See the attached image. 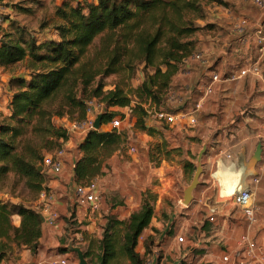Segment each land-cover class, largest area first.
I'll use <instances>...</instances> for the list:
<instances>
[{"label": "trees", "instance_id": "1", "mask_svg": "<svg viewBox=\"0 0 264 264\" xmlns=\"http://www.w3.org/2000/svg\"><path fill=\"white\" fill-rule=\"evenodd\" d=\"M196 1L67 0L56 9L60 21L53 24V39L39 42L20 27L1 31L0 67L27 61L25 69L30 78L12 77L8 82L14 91L8 105L10 115L0 121V180L14 173L25 178L30 189L42 191L45 178L38 168L46 154L62 148L70 137L54 118L83 121L92 100L105 105L101 125L117 114L109 109L130 107L137 118L136 126L150 132L143 104L160 105L184 60L194 54L183 39L194 32L191 27L196 17H186L200 12ZM141 63L154 69L149 80L153 89L148 83L143 86L144 95L139 93L133 105L127 80ZM114 74L122 75L126 83L105 91L103 79ZM116 132L92 129L87 133L74 168L78 184L103 174L104 161L126 142ZM154 201L153 195L145 194L141 207L126 222L114 219L115 227L109 222L96 250L93 244L85 251L89 263L100 264L104 259L109 264L117 257H126L131 264H146L151 248L147 247L142 257L136 247L154 217ZM14 215L21 218L18 227L12 223ZM117 225L125 226L122 240L118 239L120 231H115ZM42 236L39 211L0 201V263L11 257L13 246L17 251L25 247L36 253Z\"/></svg>", "mask_w": 264, "mask_h": 264}, {"label": "crops", "instance_id": "2", "mask_svg": "<svg viewBox=\"0 0 264 264\" xmlns=\"http://www.w3.org/2000/svg\"><path fill=\"white\" fill-rule=\"evenodd\" d=\"M89 1L98 2V0ZM234 1L242 2L241 4L250 3ZM253 6L257 13L253 18L244 16L237 20V17H233L234 21H227L229 30L228 38L225 40L226 50H220V57L209 51L206 52L210 53L208 55L210 57L204 55L203 51L197 52L203 55L205 61L203 63L190 62L187 68L189 73H181L176 76L175 83L179 82L180 87L176 89V93L183 94L186 99L180 96L181 101L177 104L171 103L172 106L169 107L177 112L191 106L192 101L194 103L198 97V85L209 83L213 71H219L222 74L228 73L238 68H244L260 58L261 74L259 76L249 74L235 83L215 84L214 93L206 99L203 109L196 115V125H190L188 120H178L172 125L156 122L153 125L154 134L150 138H146L145 142L153 141L158 145L162 143L161 150H166L169 153L170 160L160 159L161 165L153 168L154 162L151 158L147 159L149 150L145 144L143 146L146 148L142 152L144 160L142 161L138 156L133 157L137 162H142L144 166H150L152 173L149 175L150 178L162 175L165 168L172 171L177 168L181 176L190 170L189 162H193V156L197 149L201 151L206 147V153L202 159L203 173L198 187L193 192V201L187 209L180 212L184 221L174 217L177 221L173 231L179 235L175 236L171 233L170 225L164 228L161 223H155L153 222L155 219H152L150 225L139 237L137 253L143 257L146 253L144 241L149 237L156 236L151 253L147 255L146 264H238L235 254L245 249V243L242 240L244 235H248L257 244L256 256L246 264H264V145L261 154L257 156L260 142L255 144L256 139L264 138V131L259 128V120L264 122V53L258 54L256 43L258 31L264 30V10ZM241 19H246L247 24L242 26ZM6 22L8 23V21ZM7 23L2 26H6ZM2 80L0 81V121L4 119V115H10L6 104L10 102L13 95L8 85V95L3 96V88L6 91L4 82L7 79L3 78ZM183 86H189L190 90L181 91ZM246 111H249V115H245ZM96 115H100V112H97ZM70 122L67 117L56 121L57 125L65 128H68ZM108 125L104 124L102 130H106ZM70 134L71 136L62 146L65 149L62 172L48 183V188L55 190L56 193L51 202V207L58 213L56 223L53 225L47 223L49 215L47 211L43 210L41 201H37L32 208L42 214L43 220V236L40 239L38 251L33 253L30 249L23 247L20 251H16L14 257L4 259L0 264H60L63 260H66L68 264H80L78 254L74 250L76 247L66 243L63 238L68 219L73 216L79 223H84L85 230L83 232H99L100 227L98 228L96 225L98 222L102 223L103 218L99 210L94 212L88 207L77 206L72 192L69 194L68 202L64 203L62 200L65 192L75 187L74 168L77 160L82 156L79 145L85 138V135L82 136L78 133L70 132ZM221 152L232 155V158L220 156ZM122 153L123 148H120L116 150L109 162L104 161L102 172H106V164L111 165L115 171L116 166L125 161L123 156H119ZM129 153L132 154V150ZM179 155H182L184 161L183 164L176 166L171 158L177 159ZM220 157L224 161L225 169L218 168ZM252 177L253 179H251ZM100 178L105 179V176L102 174L95 179L98 181ZM173 178L172 173L164 177V179ZM255 179L258 182H255ZM109 182L113 192L119 190V186L128 185L133 189V192L129 190L130 192L124 195L122 205H117V202L113 210L109 209L104 212V217L110 212L119 220H125L132 211L140 206L143 189L134 180L126 179V181L120 182V180L114 181L111 177ZM244 183H248L254 190L262 192L260 205L257 204L256 199L257 223L251 227L248 226L240 209L232 212V202L221 198V192L225 189ZM58 191H61L60 194ZM101 196L102 208L104 197L102 194ZM111 198L112 195L106 194L108 202L112 200ZM213 207L217 209V215L211 222L209 216L211 215L210 209ZM192 218H196L195 221H191ZM20 222L21 218L16 216L13 224L18 227ZM185 235H190V239L188 242L180 244L178 237H186ZM224 255H229L228 262L223 260Z\"/></svg>", "mask_w": 264, "mask_h": 264}, {"label": "rangeland", "instance_id": "3", "mask_svg": "<svg viewBox=\"0 0 264 264\" xmlns=\"http://www.w3.org/2000/svg\"><path fill=\"white\" fill-rule=\"evenodd\" d=\"M65 1L67 0H0V18L2 17L3 19L2 20L3 22H1L0 25V31L8 32L15 30L17 27H20L24 29L27 36L28 35L34 36L39 42H42L47 39H53L55 38V31H56L53 27V24L56 23L57 21H60L56 17V9L60 7ZM76 1L77 0H74V2ZM91 1H95V0H91ZM196 2L198 4V7H200V12L198 14H193V13H191L192 15L188 14V16L186 17V19L188 20L196 17L193 26L191 27L192 29H194V32L190 34L188 37L184 38L183 42L189 43V47L192 48V52L197 53L203 51L202 53L207 56L210 54L207 53L209 51L220 57L219 54L220 50H226L225 40L228 38L227 33L229 30L227 28L228 26L227 21H234L232 19L233 17L234 18L237 17L238 20V18L244 16L253 18V16L257 15L256 8L250 3L241 4L242 2L237 3L234 0H197ZM6 21H8V23ZM5 23H7V25L2 26ZM43 25H46V28H43L42 27ZM97 44L99 45V40L97 41ZM26 65H27V61L18 63L17 65L14 66L0 67V81L3 78L7 79L5 80L6 82H4L6 86V91L5 88H3V96L8 95L7 86L9 85L8 82L12 77L20 76L29 80L30 77L28 75V71L25 69ZM182 72H183V67L180 68V72L178 74H181ZM178 74H176L173 77L172 82L170 84V88L166 92L163 102L160 105L154 104L153 102L150 103L149 101L145 102L143 105L150 106L151 104L150 107H155L156 109L165 108L174 111L172 108L169 107L172 106L171 103L177 104L179 102L180 96L183 97V99H186V96H184L183 94L176 93V89L179 87V82L175 83L176 80L175 78ZM153 75H154L153 68H147L143 63L136 66L132 78L130 80H127L128 86L126 87V89L130 90V95L131 98L133 99V105H136L138 101L137 95H139V93L141 95H144V92L142 90L143 86H145L148 83L150 89H153V87L151 86V82L149 81L150 77H152ZM123 80H124L123 76L119 74L116 75L114 74L104 78L103 79V83L105 84L104 90L108 91L114 89L118 83H124L125 81ZM96 104L101 105V107L95 109L94 115H96L97 112L98 113L100 112V115L107 112L104 104L98 102L97 100H96ZM191 104L192 105L188 106L187 108H192L193 101ZM6 105H9V102ZM7 108L9 109V107ZM108 112H114V113L116 112L117 114L114 115V118L124 114L128 115V120L125 121L124 124L119 129H114L110 121L109 123H107L109 125L106 126L105 128L106 130H103V131H110L113 133L117 131L116 132L117 134H121L123 139L124 138L126 139L125 140L126 142L123 143L122 146L120 147L123 148V153L119 154V156H123L125 161L120 163L117 162L119 163V165L116 166L115 171H113L111 165L106 164V172L103 173L105 179L100 178V180H98L99 188H100L99 191L104 197L103 206L102 208L99 209L100 211L99 213L103 215L102 223L98 222L96 225L98 226V228L100 227L99 232L98 233L83 232L85 230V224L79 223L78 220L75 219L73 216L70 219H68V222L66 223V232L63 238L65 239L66 243L68 242L74 245L75 247L81 248L84 254L85 251H88L89 247L93 244H95L94 249L96 250L97 247L96 245L98 243L97 241L102 239L105 231V227H107L109 222H112L113 226L115 227L114 219H117V217L115 215H111L110 212L106 217H104L105 216L104 212H106L107 210L109 211V209L110 211L113 210L117 202H118L117 205H122L123 204L122 201H124V195L128 194V192L130 191L133 192V189L128 185L121 187L119 186V190H115L116 192H113L111 187L112 185L109 182L111 177H113L114 181L120 180L121 182V181H126L127 179V180H134L140 184L143 191L140 190L142 197L138 209L143 204L145 194L146 196L153 195L155 197V201L153 202L154 203L153 219L155 220H153V222L159 224L161 223L164 226V228H166L167 225H170L171 233L175 234L173 231L175 222L177 221V219L180 221H184L183 215H181L180 212L183 209H187V207L189 206L184 203V190L190 185L193 176L197 170V167L199 165L198 159L201 151L197 149L195 155L193 156V162H191L194 166L193 167L190 166V170H187L186 168L187 175L185 174L180 176L179 170L177 168L175 171H172L171 169L168 170L165 168L162 171L163 172L162 175L153 176V178H150L151 176L149 175L152 174L150 172L151 170L150 166L149 165L144 166L142 162H137L136 160H134L133 157L138 156L143 161L144 156L142 152L143 150H145L146 147H148L149 155L147 159L151 158V160H153L154 162L152 164L153 168L155 166L159 167L161 165L160 159L166 158L167 161L170 160L169 153H167L166 150H161L160 146L163 145L162 143H159L158 145L156 142L153 141L145 142L146 138H150V136L154 134L153 125L156 122H162V121H158L156 118H154L153 114L147 115L146 126L150 130V132H147L140 130L136 126L137 118L133 116L132 109L130 107L111 108L108 110ZM2 114L4 113L2 112ZM245 115H249V111H246ZM3 117L6 118L9 116L6 114V116L4 115ZM57 119H61V118L55 117L54 118L55 123ZM259 121H260L259 128L262 131H264L263 130L264 122L261 120ZM103 125H101L100 127L101 130ZM66 129L68 130V128ZM78 134L83 136V134L81 133ZM69 136H71V134ZM258 142L262 144V148H263L264 138L256 139L255 144ZM144 144L146 147L143 146ZM133 147L136 149L135 152H133L135 154L129 153L131 148ZM56 150L58 149H55L54 151L48 154H52ZM112 156L107 158L105 161L109 162ZM171 161H173L175 165L178 166L183 164L184 159L182 155H179L177 159L172 157ZM192 164H190L189 162V165ZM42 172L45 178V183L43 184L42 190L46 189L48 192H52L53 194H56L55 190L48 188V183L51 179H53V177H56L61 173L58 174L50 173L48 171H45L44 168ZM171 173L174 177L173 179H164L166 175ZM251 179H253V177ZM145 180L147 182L146 184H145ZM79 185L80 184H78L75 180V187L71 188L70 190H67L62 198V200H64L63 201L64 203L68 202L69 199L68 197L70 196L69 194L71 192L74 195L75 189ZM176 190L177 192H175ZM254 191L256 193L255 198L257 199V204L260 205V198H262V192L256 190ZM40 192L41 191L30 189L26 185V179L19 177L14 173L6 174L0 180V201L8 202L12 206L13 205L16 206L18 204H22L27 207L35 206L37 201L40 200ZM58 192L60 194L61 191ZM106 194H108L109 196L112 195L111 198L112 200L110 202L106 200ZM231 204L233 205L231 207L232 212L239 210V208L236 207L233 203ZM138 209H135L134 211H132V213L137 211ZM131 214L125 220L122 221L126 222L131 216ZM174 217H178V218L175 220ZM15 218L16 215L12 217V223ZM195 219L196 218H192L191 221H195ZM115 229H117L115 230L116 232L120 231V234L118 235V239L122 240L125 226L117 225ZM178 235L179 234H175V236ZM155 237L156 236H152V238L151 237L149 238V241L147 239L144 241L145 248L149 247L150 249L151 247H153L154 244L153 242L155 240ZM186 237L184 243L188 242V240L190 239V235H187ZM13 248L14 250L13 253L11 254V257H14L16 251L18 250L16 246H13ZM136 251H137V247H136ZM109 264H131V263L126 257H117L116 259L110 261Z\"/></svg>", "mask_w": 264, "mask_h": 264}, {"label": "built area", "instance_id": "4", "mask_svg": "<svg viewBox=\"0 0 264 264\" xmlns=\"http://www.w3.org/2000/svg\"><path fill=\"white\" fill-rule=\"evenodd\" d=\"M237 1H245L250 2L256 7L264 10V0H237ZM2 17L0 18V24L2 21ZM247 24L246 19L241 20V25L244 26ZM1 33V31H0ZM1 38V35H0ZM256 43L258 46L257 52L259 55L264 53V30L258 31V36L256 38ZM200 62L203 63L204 57L201 53H194L192 56L188 57L183 62V74H188V65L190 62ZM252 74L255 76H259L261 74V65L260 58L252 63L248 64V66L244 68H238L228 73H220L219 71H213L210 75V82L206 84H199L197 87L198 98L193 103L192 108L181 109L177 112L172 111L171 109L150 107L144 105L147 115L153 114V117L158 121H162L166 124L172 125L176 123L178 120H188L190 125H196L197 119L196 115L199 111H201L204 107V103L208 97H210L214 93V85L222 82H230L235 83L245 76ZM201 86V87H199ZM189 86L183 87L182 91H189ZM182 98H179V102ZM151 103V102H150ZM101 105L96 104V100H92L88 102L87 106V118L83 121H72L68 126V131L74 133H81L83 135H87V133L94 129L95 121L97 115H94L95 109L100 108ZM90 115V116H89ZM128 115H120L115 117L112 121V127L114 129H119L125 121H127ZM132 152H135V148H131ZM220 156L224 155L226 158L231 159L232 155L228 153H219ZM65 156V149L60 148L56 150L52 154H46L43 159V168L45 171L50 173L58 174L62 172L63 169V157ZM218 168L225 169L224 161L221 157L218 160ZM255 182H258L255 179ZM75 203L77 206L88 207L91 211H98L102 205V196L99 192V183L96 179L91 180L87 184H81L75 189ZM256 193L254 189L248 184L244 183L242 185H234L230 189H225V191L221 192V198L230 200L236 207H238L248 224L249 227L255 225L257 223V204H256ZM54 199V194L52 192H48L46 189L40 192V201L43 206V210L47 211V223L53 225L56 223L58 218V213L51 207V202ZM211 215L209 216V220L213 222L215 220V216L217 215V209H210ZM245 243V249L241 252L235 254V258L238 261V264H246L249 260H252L256 256L257 244L253 241L248 235H244L242 238ZM178 242L180 244L185 242V237L179 236ZM223 260L228 262L230 260L229 255H224ZM60 264H68L66 260L60 262ZM183 264V263H177Z\"/></svg>", "mask_w": 264, "mask_h": 264}, {"label": "water", "instance_id": "5", "mask_svg": "<svg viewBox=\"0 0 264 264\" xmlns=\"http://www.w3.org/2000/svg\"><path fill=\"white\" fill-rule=\"evenodd\" d=\"M102 118H103V115H98L96 121H95V125H94V129H100L101 127V124H102ZM206 151V147H204L200 154H199V165L197 167V170L193 176V179L190 183V185L185 189V192H184V203L187 204V205H190L193 201V192L194 190L198 187L199 183H200V177H201V174L203 172V167H202V158H203V155ZM261 151H262V144L260 143L258 145V149H257V156H259L261 154ZM39 171H42L43 170V166H40L39 168ZM75 252H77L78 254V257H79V260H80V264H90L89 261L86 259L85 257V254L84 252L81 250V248L79 247H76L75 249ZM100 264H105V260L103 259L101 261Z\"/></svg>", "mask_w": 264, "mask_h": 264}]
</instances>
